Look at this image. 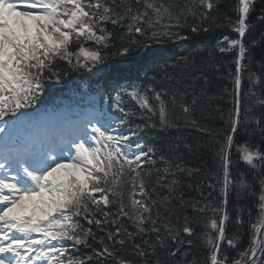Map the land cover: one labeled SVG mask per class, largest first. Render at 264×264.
I'll use <instances>...</instances> for the list:
<instances>
[{"label": "snow or ice", "instance_id": "1", "mask_svg": "<svg viewBox=\"0 0 264 264\" xmlns=\"http://www.w3.org/2000/svg\"><path fill=\"white\" fill-rule=\"evenodd\" d=\"M218 5L219 0H196L173 11L163 0H0V264H198L178 255L185 243L181 233L193 236V222L208 211L221 213L208 218L203 234L209 264H264V56L261 74H249L250 87L241 95V72L257 46L264 52V33L245 40L250 28L264 24V0H238L235 20L218 18ZM186 13L194 23H188ZM225 22L238 38L219 49L237 50L234 109L215 154L223 208L176 197L181 209L194 214L191 221L185 216L178 229L172 222L177 205L171 198H154L150 188L160 185L175 196L181 185L177 172L192 176L200 170L182 165L174 170L163 154L144 143L141 133L181 126L207 133L195 119L207 96V77L190 57L167 59L150 49L188 39L178 29L209 33ZM109 24L122 34L110 31ZM117 39L128 43L117 48ZM89 41L94 45L90 50L83 47ZM74 42L79 52L72 48ZM141 52L146 54L131 64L146 83L134 80L102 90L108 111L90 112L58 129L42 119L37 105L47 84L61 83L67 76L58 61L72 71L103 75L112 71L110 59L125 62L120 67L128 69V58ZM242 99L251 101L243 117ZM129 100L139 111L125 107ZM137 116L144 123H134ZM238 131L248 137L243 143L236 140ZM234 147L247 174L233 175ZM230 190L237 198L258 192L260 215L249 225L252 239L242 251L237 238L226 234L230 220L245 223L244 208H236L234 217L227 210ZM125 217L134 231L125 226ZM117 221L121 223L106 238H99L100 247L92 248L89 240L97 236L91 226L104 231V225ZM126 244L137 260L119 254L116 245ZM81 246L92 248L91 255H78ZM229 249L238 255L230 258Z\"/></svg>", "mask_w": 264, "mask_h": 264}, {"label": "trees", "instance_id": "2", "mask_svg": "<svg viewBox=\"0 0 264 264\" xmlns=\"http://www.w3.org/2000/svg\"><path fill=\"white\" fill-rule=\"evenodd\" d=\"M167 5L173 7V11H178L175 6L180 5L183 7L187 3H196V0H163ZM238 0H219V11L215 12L218 18L223 19L225 16L231 17L233 20L236 18V13L234 11ZM188 16V23L192 24L195 22L190 14L186 13ZM108 29L110 31L115 30L119 34H122L119 29H114V26L109 24ZM184 35L188 37L186 40L181 41H169L162 44H153L150 51H155L163 54L164 58L167 59H177L181 57H190L200 68H202L207 77V84L205 85L207 89V96L203 107L198 108L195 114V119H197L200 124L208 129L207 133L197 132L191 128L183 127L171 128L165 132H160L158 129H146L141 133V137L146 145L154 146L157 149V155L163 154L171 163L173 169L175 170L177 165H182L190 169H199V173H194L192 176L185 175L184 173L177 172V175L181 179V185L177 189L175 196L170 197V192L168 188H164L160 185H152L150 191L154 198H171L172 203L177 205L175 214L172 216V222L178 229L183 225L185 216L191 221L193 217V212L190 208L184 207L180 208L176 197L182 196L185 201L197 200L201 203H211L217 208H223L222 195L219 185H216V174L218 172V164L216 161V151L219 146L223 143L225 134L228 130V116L232 113L235 103V93H234V75L237 70L236 58L237 50L233 49L231 51L221 52L220 44L221 41L237 39L235 31L226 26L222 28H216L209 33H191L188 28L178 29ZM151 30H149L150 32ZM264 33V24H255L254 27L249 29V34L246 35L245 40L250 41L252 39H259L261 34ZM127 40H115V47H120L122 44H127ZM84 42L83 47L86 49H92L94 45H87ZM73 49L79 50L78 45L74 42L72 45ZM115 50V49H113ZM133 53L136 52L135 46L132 49ZM255 55L250 63L246 64L245 69L241 72L242 97L246 95L249 84V74L254 73L256 75L261 74V62L264 52H262L259 47L254 50ZM146 53L141 52L140 55H132L128 58L129 68L125 70L120 67L119 64L125 63L119 59H110L108 64L112 63V70L116 71L118 68L122 72L126 73L119 74L120 77H132L137 78L139 83H146L143 74H137L134 70L132 61L142 59ZM157 59L159 57H156ZM63 72L67 73V76L63 81L68 83L73 80V78L80 72L72 71L65 61L57 62ZM62 81V82H63ZM159 81V77H157ZM126 82V81H125ZM124 82L116 80L115 86H119ZM127 84V83H126ZM48 87V84L46 88ZM251 101L247 99H242L241 103V115L243 117L244 110ZM128 106V107H127ZM126 108L139 111L138 106L134 104L133 101H127ZM259 106L257 105V109ZM153 121L156 117L152 118ZM134 123H144L138 116L134 118ZM248 139L247 135L238 131L236 135L237 142L243 143ZM174 145H179L175 147ZM184 145H190V148L184 147ZM233 175L237 173H246L247 166L237 159V153L235 147L233 148ZM209 185H216L215 188L209 187ZM129 190L125 191L124 199L125 202L129 200ZM211 193V195H209ZM258 196V192H257ZM257 196L237 198L234 192L230 190L229 192V204L228 212L230 216H235V209L238 207L244 208L243 218L244 225L235 224L233 221H229L226 228V234L228 236H235L238 241V248L242 251L248 246L252 239V229L250 228L251 223H255L260 215L258 208ZM137 198H139L137 196ZM249 214L251 215V220H249ZM221 213L219 211L213 213L208 211L205 214L197 217L193 222L194 235L189 237L187 234L181 233L182 237L185 239V243L180 246L181 252L178 255L181 259H187L189 261H196L198 264H209V249L204 246V233L206 231V222L209 217H219ZM125 226L128 227L129 231H134L131 226V221H127V218H123ZM81 223L85 227H89L83 220ZM121 223L117 221L116 225H104V231H100L95 226L93 231L97 236V240H89L92 248L100 247L99 238L107 236V231L115 228ZM209 233L212 232L210 228H207ZM151 237H155V233L151 234ZM145 240H149V236H144ZM191 239L193 241L192 245L187 244V240ZM105 243L111 244V241L105 239ZM119 250V254L130 260H137L132 251L131 244H126L125 246L116 245ZM92 248L80 247V256L91 255ZM230 258H235L238 253L236 249H229ZM87 264H95V261H88Z\"/></svg>", "mask_w": 264, "mask_h": 264}]
</instances>
